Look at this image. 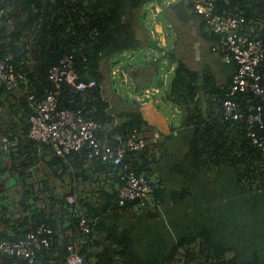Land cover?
I'll list each match as a JSON object with an SVG mask.
<instances>
[{"label": "trees", "instance_id": "16d2710c", "mask_svg": "<svg viewBox=\"0 0 264 264\" xmlns=\"http://www.w3.org/2000/svg\"><path fill=\"white\" fill-rule=\"evenodd\" d=\"M165 1L0 0V10L12 8L17 14L9 34L8 24L0 26V58L11 56L16 68L29 78L24 96L28 110L25 137L30 139L28 97L48 93L53 87L49 70L66 55L74 56L79 80L95 79L97 85L83 93L64 81L60 107H86L91 118L109 126L99 135L111 140L115 133L147 131L151 125L140 111H122L120 115L129 117L118 121L102 87L104 62L118 64L123 53L144 45L139 30L146 26L145 7L162 4L170 8L169 13L177 11L181 20L197 19L199 36L207 44L204 51L213 52L221 38L197 13L196 0H190L191 12L187 0H169L167 5ZM217 2L220 12L260 19L263 25L258 37L264 42V0ZM149 42L158 45V41ZM167 57L168 68L174 65V70L165 98L183 113L179 146L175 151L166 147L159 151L158 145L132 151L123 160L150 179L155 209L137 208L139 199L119 205L123 163L90 160L89 148L60 156L44 144L54 154L47 166L53 174L60 171L59 177L71 191L60 194L49 178H43L44 206L30 210L33 227L20 237L42 225L52 229L50 247L37 248L33 264H70L67 245L71 236H85L78 230V218L70 217L74 207L88 216L93 227L80 247L85 264H264V152L250 140L247 119L225 120L222 115L237 63L222 61L225 78L219 81L209 60L204 61L201 73L173 50ZM175 131L172 127L164 145L175 138ZM256 131L264 139V128ZM168 168L172 177L166 175ZM110 179L114 182L109 186ZM71 193L77 195L75 204L67 201ZM0 262L29 264L27 258L9 254L0 255Z\"/></svg>", "mask_w": 264, "mask_h": 264}, {"label": "built area", "instance_id": "2783aa9c", "mask_svg": "<svg viewBox=\"0 0 264 264\" xmlns=\"http://www.w3.org/2000/svg\"><path fill=\"white\" fill-rule=\"evenodd\" d=\"M229 2V0H225ZM190 1L187 2L189 6ZM197 13L204 17L210 31L221 36L214 45L213 52L220 55L225 63L236 61L231 85L223 101L222 115L225 120L247 119L249 123L248 136L250 140L264 152V139L257 134L256 128H264V42L259 36L263 25L261 20L247 19L244 13L233 11H218L217 0H196ZM7 13L0 10V18ZM49 79L53 87L43 97L29 95V138L41 144L50 145L55 154L66 156L89 148V159L102 162L123 163L129 152L156 148L163 134L133 130L125 133H115L113 140L100 136L99 132L109 126L91 118L84 106L75 109L60 107L59 100L64 81L75 85L78 91H92L97 85L95 79L79 80L74 71V56L66 55L59 64L49 70ZM29 84V78L24 70L17 69L12 57L6 55L0 58V87L14 90ZM260 99V100H258ZM19 136L8 132L0 133V155H7L19 144ZM129 162L123 163L119 205L126 201L139 199L137 208L155 209V195L150 179L144 174H137ZM70 204L77 202L76 194H69ZM78 212V213H77ZM70 217L78 218V230L86 237L92 233L93 227L88 216L83 211L75 209ZM52 229L42 225L36 232L31 231L26 237L17 240L0 238V255L9 254L27 258L29 264L35 263L36 249L42 246L50 247ZM84 239H76L74 235L68 242L70 264H85V258L80 253Z\"/></svg>", "mask_w": 264, "mask_h": 264}, {"label": "rangeland", "instance_id": "374dc122", "mask_svg": "<svg viewBox=\"0 0 264 264\" xmlns=\"http://www.w3.org/2000/svg\"><path fill=\"white\" fill-rule=\"evenodd\" d=\"M189 1L187 0V2ZM165 2L167 5L169 0ZM156 7L153 5L145 7L148 13L146 26L139 30V36L143 39L142 44L144 45L136 50L123 53L119 57L120 62L118 64L104 62L105 77L102 87L105 98L110 102L111 111L118 115V121L129 117V115H127L128 117L124 114L120 115L122 111H126L125 113L133 110L140 111L145 118L147 117L148 122H151L149 117L152 118L161 113L158 124L166 125L168 120L172 124H169V128L163 126L164 129L171 131L173 127L176 131L174 133L175 138L165 145L162 143L166 141L163 133L158 144L159 151L164 147L175 151L179 146L177 141L178 130L181 129L183 118L181 115L183 113L177 105L165 98L174 70V65L170 69L168 68V52L173 50L178 56H183L189 63L196 65L198 69L203 68L204 61L209 60L214 65V71L219 81H223L225 75L221 68L223 63L219 54L204 51L203 45L206 46L207 44L199 36V21L197 19L192 17L189 18V21H184L178 17L177 11L169 13V7L165 8L166 6L162 4L158 8ZM188 7L191 12L190 6ZM149 40L158 41V45H153ZM143 62H147V64L145 65ZM158 67L159 70L157 71ZM145 88L148 90L144 91ZM151 124L155 125V123ZM146 128L149 132L153 126ZM154 174L156 177L159 176L158 172ZM168 174L170 177L173 176L169 168L166 175ZM157 179L154 178V180Z\"/></svg>", "mask_w": 264, "mask_h": 264}, {"label": "crops", "instance_id": "0c3cea01", "mask_svg": "<svg viewBox=\"0 0 264 264\" xmlns=\"http://www.w3.org/2000/svg\"><path fill=\"white\" fill-rule=\"evenodd\" d=\"M157 6L159 7V5ZM6 11L7 13L0 18V26L8 24L6 32L9 34L14 28L17 14L12 8ZM201 69H199L200 72H202ZM146 90L148 88L144 89V91ZM27 92L28 87L25 86L17 87L12 91L0 87V133L8 132L17 134L20 137L19 144L13 147L9 154L0 155V237L6 235L7 238H20L25 231L32 229L33 213L30 210L38 211L44 206V177L49 178L52 185H56V192L65 194L71 191L69 184H65L62 178L59 177L60 171L58 174H53L47 166V161L51 160L52 155H54L49 152V148H45L44 144L25 137V127L28 126V110L27 97L24 96ZM160 114H156L152 118L149 117L151 122L148 123L153 126L149 132L158 130L162 134L164 133L166 137L170 131L165 130L163 126L169 128V124L172 123L165 120L166 125H159ZM151 123H155V125ZM113 182L110 179L106 183L110 186ZM74 185L78 186L80 184L75 182ZM25 204L29 206L25 207ZM25 217H28V221H25ZM178 256L180 257L181 254H178Z\"/></svg>", "mask_w": 264, "mask_h": 264}]
</instances>
